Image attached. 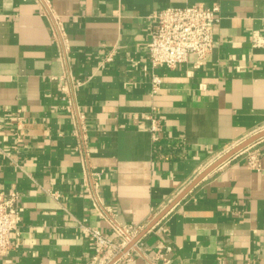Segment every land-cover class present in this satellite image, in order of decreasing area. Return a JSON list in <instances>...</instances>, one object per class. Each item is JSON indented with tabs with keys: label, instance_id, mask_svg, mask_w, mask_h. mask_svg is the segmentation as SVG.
Listing matches in <instances>:
<instances>
[{
	"label": "crops",
	"instance_id": "crops-1",
	"mask_svg": "<svg viewBox=\"0 0 264 264\" xmlns=\"http://www.w3.org/2000/svg\"><path fill=\"white\" fill-rule=\"evenodd\" d=\"M47 1L65 41L40 0H0V196L20 194L0 264H93L97 243L83 223L117 240L114 221L144 229L264 129V0ZM193 3L219 5L216 47L201 65L192 55L156 68L154 92L151 15ZM69 73L84 115L78 134L64 99ZM254 142L259 169L237 152L114 264H154L164 245L168 264H264V136Z\"/></svg>",
	"mask_w": 264,
	"mask_h": 264
},
{
	"label": "built area",
	"instance_id": "built-area-1",
	"mask_svg": "<svg viewBox=\"0 0 264 264\" xmlns=\"http://www.w3.org/2000/svg\"><path fill=\"white\" fill-rule=\"evenodd\" d=\"M43 4V13L52 17L54 36L65 41V28L61 17L53 12V8L47 0H40ZM219 5L205 6L203 3H193L183 6H168L155 11L151 17L153 19V31L148 42L149 63L145 68L152 72L153 91L156 92L161 84V76L155 69L166 66L174 68L182 62H186L192 55L196 56V64L201 65L207 56L216 47L217 39L215 28L219 22ZM259 44V40L256 41ZM111 54L107 60H111ZM63 90L66 101V110L71 113L76 122V134L83 129L82 115L75 99V85L71 74L65 76ZM21 117L18 118L19 122ZM151 121V131L155 141H159V131L161 130V116L156 107L148 115ZM253 142L239 153L246 154L250 167L259 169L261 167V151ZM99 177V172H93ZM96 193V192H95ZM53 195L57 193L53 192ZM98 197H96L97 199ZM20 194L16 190L9 193H2L0 196V258L4 257L11 248V234L19 225L18 202ZM96 241L97 248L93 264H108L123 248L128 245L142 231V225L121 224L113 222L114 232L120 239H113L103 233L99 228L83 223L81 225ZM140 240L136 242L137 249H140ZM165 250L159 251L156 256L151 257L154 264H168L170 262L169 253L172 251L171 245L162 246ZM128 251L123 256L129 254ZM162 259V262L159 260Z\"/></svg>",
	"mask_w": 264,
	"mask_h": 264
},
{
	"label": "water",
	"instance_id": "water-1",
	"mask_svg": "<svg viewBox=\"0 0 264 264\" xmlns=\"http://www.w3.org/2000/svg\"><path fill=\"white\" fill-rule=\"evenodd\" d=\"M264 136V129L259 131L226 153H224L221 157H219L214 163H212L209 167H207L203 172H201L167 207L157 215L144 229L139 235H137L128 245H126L123 250L118 253L108 264H114L118 259H120L126 252H128L131 247L135 246L136 242L146 233L148 232L173 206H175L198 182H200L208 173H210L213 169L221 165L231 156L236 154L237 152L241 151L254 141L258 140L259 138Z\"/></svg>",
	"mask_w": 264,
	"mask_h": 264
}]
</instances>
